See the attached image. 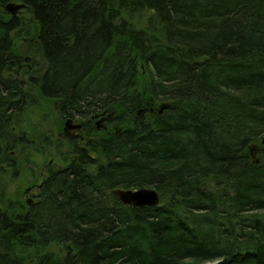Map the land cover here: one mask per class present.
I'll use <instances>...</instances> for the list:
<instances>
[{
    "label": "trees",
    "instance_id": "trees-1",
    "mask_svg": "<svg viewBox=\"0 0 264 264\" xmlns=\"http://www.w3.org/2000/svg\"><path fill=\"white\" fill-rule=\"evenodd\" d=\"M53 101L115 129L28 204L3 179L53 148ZM263 138L264 0H0V264H264ZM141 188L160 205L113 193Z\"/></svg>",
    "mask_w": 264,
    "mask_h": 264
},
{
    "label": "rangeland",
    "instance_id": "rangeland-1",
    "mask_svg": "<svg viewBox=\"0 0 264 264\" xmlns=\"http://www.w3.org/2000/svg\"><path fill=\"white\" fill-rule=\"evenodd\" d=\"M145 20H147V19H145ZM144 74H146V73H144ZM148 78H149V75L147 76V79ZM23 79H26V78L23 77ZM43 103L45 104L46 102H43ZM57 103H58L57 101L51 102V105L53 106L55 114H57V112L55 111V110H57V106H56ZM49 108H50V105H49ZM47 116L49 118L43 119V127H42V129H40V131H42L44 134L46 133L48 135L49 139H51L50 140L51 143L54 141L55 144H54V146L52 144L53 148H51L49 150V154L47 151H45V153L42 152L40 154H35L34 150L28 149L27 153L29 154V158L36 161V165L33 168L32 167L28 168V169H33V170H31V171L28 169L26 171L23 170V172H20V174L17 177H12V171L7 169V174L5 175L3 181L6 185L7 192L12 197L16 198V197H19L21 195H24L23 199L24 200L28 199L27 197H29V195L27 196L25 191L28 188L33 187L34 184L38 181V178L40 176L39 174H40L41 170L46 167V165L44 166V163L48 164L50 162H53V165L57 166L61 160L60 152L62 150L65 151V148L69 147L68 142H65L61 137H59V133L61 131H63L65 128V123L61 122L60 127H59L56 124V120H55L56 117L55 116H53L52 114L51 115L47 114ZM34 119H35V117H34ZM33 122L34 121L30 120L28 124H32ZM22 125L25 127L24 122ZM60 146H61V148H60V150L58 149L59 150L58 151L57 148ZM33 192L35 193V190ZM205 264H211V263H205Z\"/></svg>",
    "mask_w": 264,
    "mask_h": 264
},
{
    "label": "flooded vegetation",
    "instance_id": "flooded-vegetation-1",
    "mask_svg": "<svg viewBox=\"0 0 264 264\" xmlns=\"http://www.w3.org/2000/svg\"><path fill=\"white\" fill-rule=\"evenodd\" d=\"M56 106L58 116L60 115L61 121L65 123V128L59 133V137H61L65 142H68L69 147H66L65 151L71 154L73 161H78L79 155L76 154L75 151L76 149H84L85 144H87V140H92L98 134L111 135L112 130L115 129V114L111 109L92 115L89 118H81L79 116L72 118L62 115L58 103ZM70 120L69 130L66 131V124ZM76 126H80V128H77ZM90 156L95 158L93 155ZM49 165L58 168H62L64 166L61 161L58 165L56 164L57 166H54L53 162H50ZM45 169L46 168H44V170ZM26 192V195H29V197H27V203L32 204L36 195L30 188L27 189Z\"/></svg>",
    "mask_w": 264,
    "mask_h": 264
},
{
    "label": "water",
    "instance_id": "water-1",
    "mask_svg": "<svg viewBox=\"0 0 264 264\" xmlns=\"http://www.w3.org/2000/svg\"><path fill=\"white\" fill-rule=\"evenodd\" d=\"M25 6L23 4L10 3L5 6L6 10H8L11 14L17 15ZM166 108V105L162 106L161 111ZM70 121L66 124V131L69 130ZM80 128V126H76ZM264 145V138L262 140ZM251 153L255 163H258L259 160L256 159V149L252 148ZM113 193L119 199L121 203L124 205L132 206L134 208H143V207H157L160 205V195L155 189L151 188H141V189H115Z\"/></svg>",
    "mask_w": 264,
    "mask_h": 264
}]
</instances>
